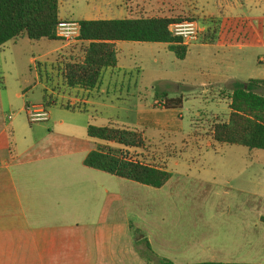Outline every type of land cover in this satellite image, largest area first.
Wrapping results in <instances>:
<instances>
[{
	"label": "rangeland",
	"instance_id": "rangeland-1",
	"mask_svg": "<svg viewBox=\"0 0 264 264\" xmlns=\"http://www.w3.org/2000/svg\"><path fill=\"white\" fill-rule=\"evenodd\" d=\"M56 1L59 17L77 22L97 20L105 16L108 7L124 2L134 16L176 17L177 10L184 9L194 15L186 21L202 24L205 20L211 28L187 47L183 60L165 44L120 43L117 51L123 69L113 77L105 75L102 89L106 91L111 84L109 92L93 91L90 96L87 113L95 125L111 121L138 129V106L165 98H182L184 123L195 115L189 134L148 129L142 149L122 150L123 156L145 164L151 163L153 156H167L171 178L160 189L133 182L132 191L127 192L128 186H119L125 202H131L128 218L132 227L128 231L122 226L121 235L108 242L122 253L136 252L140 260L131 264H159L165 259L191 264L190 255H218L216 259L255 255L261 242L264 247V151L210 142L208 135L215 121L228 118L230 81L235 85L264 80V0ZM114 16L121 18L120 14ZM80 52L79 44L26 37L5 44L0 49V86L4 101L5 96L10 100L5 101L10 112L23 109L26 100L36 105L47 100L46 87L50 91L61 83L60 68ZM31 58L35 63H30ZM29 86L33 87L30 97L18 99L17 94ZM256 92L264 96V88ZM213 96L220 101L218 110L203 99L210 101ZM60 109V105L47 107L55 118L65 113ZM215 110L218 113L209 114ZM17 117L27 128H40L28 121L25 112ZM140 235L151 242L150 251L143 242L137 243ZM201 243H208L207 252L202 253Z\"/></svg>",
	"mask_w": 264,
	"mask_h": 264
},
{
	"label": "crops",
	"instance_id": "crops-1",
	"mask_svg": "<svg viewBox=\"0 0 264 264\" xmlns=\"http://www.w3.org/2000/svg\"><path fill=\"white\" fill-rule=\"evenodd\" d=\"M127 8L124 2L110 6L104 12L105 16L97 20L125 19L128 17ZM115 13L121 18H116ZM174 16L194 15L179 9ZM80 21L84 20L73 22ZM203 23L200 25L205 36L211 28L205 20ZM120 43H115L117 66L103 70L101 84L96 89L83 91L68 88L63 80L50 91L46 87L45 92L49 93L47 100L54 106L60 105L63 108L60 110L65 112L57 118L52 110H47L49 106H44L47 100L37 105L26 100L23 109L20 107L10 112L11 108L5 103L10 100L5 96L4 101L0 86V264H131L140 260L136 252L122 253L116 250L114 243L108 242H114V238L121 235L122 226L131 230L128 218L131 202H125L119 186H128L129 192L133 182L84 165L88 154L95 151L98 145L106 144L88 137L89 125L125 127L111 121L106 125H95L91 121L93 116L88 117L87 113L92 92L103 94L110 90L111 84L106 91L102 89L105 75L113 77L115 71L123 69L119 65L117 51ZM34 60L31 58L30 63H35ZM52 76L49 78L51 81L54 79ZM233 82L230 81L231 88ZM32 90L31 86L25 88L17 94V98L30 97ZM206 93L205 90L202 95ZM203 99L208 104H214L218 110L220 101L214 96L210 101L207 97ZM227 101L229 107L228 97ZM163 103L156 99L153 104L138 106L135 120L138 130L189 134L195 115L192 114L190 120L184 123V109H165ZM29 104L42 106L48 114L47 121L31 123L25 111ZM66 104H81L83 110L65 109L63 106ZM217 110L209 114L214 115ZM23 112L31 124L40 127L38 130L22 124L17 115L22 117ZM108 146L121 149L116 144ZM143 239L151 246L146 236L140 235L137 243ZM207 244L204 246L201 243L202 253L208 251ZM260 244L261 250L255 255H228L222 259H216L218 255H190V263L264 264L263 242Z\"/></svg>",
	"mask_w": 264,
	"mask_h": 264
},
{
	"label": "trees",
	"instance_id": "trees-1",
	"mask_svg": "<svg viewBox=\"0 0 264 264\" xmlns=\"http://www.w3.org/2000/svg\"><path fill=\"white\" fill-rule=\"evenodd\" d=\"M127 13L128 17L122 20L79 22L80 41L77 44L81 52L71 56L60 68L64 86L83 91L96 89L101 84L103 70L117 66V42L167 44L177 58L183 60L186 57L187 47L181 44L180 39L171 36L169 26L191 20L189 16H134L129 7ZM60 21L56 0H0V49L22 37L31 41H59L56 28ZM261 87L264 88V80L254 79L232 86L228 96V118L214 122L208 135L210 142L264 151V96L256 92ZM163 101L165 109L182 108V98H165ZM49 105L53 104L48 100L44 102L45 107ZM63 107L73 111L83 110L81 104H66ZM87 135L106 144L98 145L95 151L88 154L84 160L86 167L156 189L165 186L171 178L166 166L167 156L164 159L153 156L152 162L145 164L128 159L121 153L122 150L142 149L146 140L144 131L112 125H89ZM108 144H116L121 149L113 150ZM141 242L147 250H151L146 239ZM159 264L174 263L165 259Z\"/></svg>",
	"mask_w": 264,
	"mask_h": 264
},
{
	"label": "built area",
	"instance_id": "built-area-1",
	"mask_svg": "<svg viewBox=\"0 0 264 264\" xmlns=\"http://www.w3.org/2000/svg\"><path fill=\"white\" fill-rule=\"evenodd\" d=\"M169 33L172 37L180 39L181 44L186 47L200 41L201 38L204 37L203 28L195 21L173 23L169 26ZM56 36L60 42L66 45L79 43V23L73 21H60L56 28ZM25 111L31 123L44 122L48 119V114L42 106L29 104L26 106Z\"/></svg>",
	"mask_w": 264,
	"mask_h": 264
}]
</instances>
